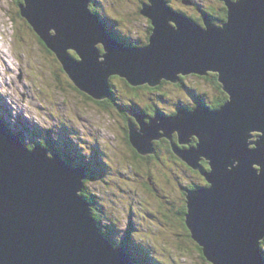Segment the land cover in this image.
Segmentation results:
<instances>
[{
	"label": "water",
	"instance_id": "1",
	"mask_svg": "<svg viewBox=\"0 0 264 264\" xmlns=\"http://www.w3.org/2000/svg\"><path fill=\"white\" fill-rule=\"evenodd\" d=\"M220 1L228 21L203 16V28L164 0H146L139 11L152 24L145 47L111 38L90 12L91 0H24L19 13L95 101L111 96V76L154 88L178 83L180 74H218L229 96L219 110L197 104L170 117L137 116L139 127L127 123L129 140L146 155L155 152L159 131L168 140L177 133L179 144L196 137L194 148L171 145L193 170L202 159L210 167L202 172L208 186L184 190L191 239L210 264H264V0ZM251 133L258 136L252 142ZM86 177L48 149L28 148L0 117V264H134L100 234L79 195Z\"/></svg>",
	"mask_w": 264,
	"mask_h": 264
},
{
	"label": "rangeland",
	"instance_id": "2",
	"mask_svg": "<svg viewBox=\"0 0 264 264\" xmlns=\"http://www.w3.org/2000/svg\"><path fill=\"white\" fill-rule=\"evenodd\" d=\"M17 1L0 0V116L13 131L23 135L22 140L29 148L44 143L60 154L68 155L72 159V168L91 166L92 177L84 183V188L94 200L95 212L103 216L100 223L111 239L130 246L133 254L136 251L144 256L136 249L139 247L144 253L148 252L153 259L148 264H210L200 254L190 233V236L184 233L178 221L165 218L168 209L176 211L181 208L183 211L184 199L186 202L187 199L181 187L189 188L194 182L206 183L202 172L210 171L199 165L196 171H200V175L190 178L185 170L192 171L177 160L173 163L175 158L172 157L166 169L151 165V177L146 173L147 166L136 174L132 166L144 164L150 153L140 159L137 151L124 139L117 111L103 110L100 103L80 92L67 74L60 72L58 66L62 64L56 54L42 45L28 23L19 16ZM93 1L100 17L107 19V26L116 23L117 34L140 42L148 37L149 20L139 14L146 0ZM189 1L190 4L184 5L181 0H169V4L181 12H194L198 17V11L216 14L225 6L220 0ZM108 9L116 22L108 15ZM145 46V43L140 45ZM194 75L187 74L184 83L188 87L199 81ZM161 81L164 83L162 88L169 94H150L147 101L160 110L176 109L175 104L186 98L187 88L181 87L182 93L178 94L172 82ZM116 82L121 85V81ZM201 88L209 93L212 91L211 86L204 83ZM209 98L204 97L208 102ZM127 101L123 96L122 103H133ZM158 133L161 137L151 140L152 146L166 140L162 131ZM251 135V142L258 137L257 134ZM189 148L191 146L186 150ZM250 148L254 149L252 145ZM202 187L205 186H196ZM196 188L187 190L195 191ZM184 194L186 196L185 191ZM176 214L185 219L182 212ZM260 244L264 255V239ZM138 264L146 263L138 261Z\"/></svg>",
	"mask_w": 264,
	"mask_h": 264
},
{
	"label": "trees",
	"instance_id": "3",
	"mask_svg": "<svg viewBox=\"0 0 264 264\" xmlns=\"http://www.w3.org/2000/svg\"><path fill=\"white\" fill-rule=\"evenodd\" d=\"M164 1L166 2L167 5L170 6L169 0H164ZM16 3H17L18 11H19V5L23 4L24 3V0H18ZM171 8L173 10H175L176 12L185 15L186 17H188L192 21L196 22L198 25H201L203 28H205V26L203 25L202 17H198L197 14H195L194 12L187 13L186 11H183V10H182L183 12H181L180 11L181 9L176 10L173 7H171ZM89 9H90V12L92 14L99 15V17H100V15H101L100 14V11L97 8V5L94 3V1H92L90 3ZM107 12H108V15L110 16V18L113 19V20H115L114 22H116L117 19L114 16H112V14L110 12V9H108ZM205 13H207V12L205 11ZM18 14L20 16V13L19 12H18ZM213 15H218V17L217 16H213ZM210 17H212V19L215 20V23L216 24H219L220 25V23H221V25H222V23H226L228 21L227 8L224 6V8H223V10L221 12L216 13V14L210 13ZM103 19L101 18L102 22L104 24H106V25H104V28H105L107 34L111 38H113L115 41H118L120 44H122V45H124L126 47H130L131 44L129 42H127V40H125L122 35H119V34H117L115 32V27L117 28L116 23L113 24V25L107 26V23H108L107 19L106 18H103ZM149 24H150V27H151L150 32L148 33V37L147 36L144 37L145 44L146 45L149 42L148 41L149 40L148 39L149 36L152 34V24H151L150 20H149ZM40 42L42 43V45H44L46 47V45L41 40H40ZM132 45H134V44H132ZM97 48L99 50V54L100 55H103L104 53H103L102 47L101 46H98ZM68 54L71 55V56H73V57H75L76 59H78L77 54L74 51H69ZM58 67L60 69V72L63 73L64 75H66V72L63 70L62 66H58ZM194 76H196V78H198L199 81H195L193 83V86L189 87L190 88L191 97L189 96L188 98L192 102L194 101V104L191 107H188V108H190L189 110H192L194 108V106L196 105V103L199 104V105L204 104V105H206V107H208L210 109H213V110H216V109L219 110L221 107H223L225 105V103L229 100V96H228V94L225 91L222 90L221 83L218 81V74L217 73H214V72H208L207 75H205V76H200V75H196V74ZM58 77H59V75H58ZM118 78H119V76H118ZM118 78H117V76H111L109 78V82L108 83H109V88H110L111 96L108 99L102 100V101H95L90 96H88V95L87 96L90 99L94 100L95 102L100 103L101 106H102V109L105 110V111H107V112H109V113L110 112L113 113L114 110L117 111V113H119V111H118L119 109H121L125 113V114H122L121 115L123 117V119H124V124L122 125L123 126V129L122 130H123V133H125V135L127 137V143L131 144L130 143V140H129V135H128V126L126 124V122H127L126 120L127 119H130L131 114H130V112H128V110H126L127 105H129V103H122L123 96L128 101L133 102L132 104H134L135 106L143 109L144 112H145V114L148 117H153L154 116V113L156 112V110H158V111L162 112L164 115H167L168 116V115L171 114L170 112L165 111V110L162 111L160 109H157V107L155 105H152V103H149L147 101V97L150 94H161V95H164L165 96V95H168L169 92H168V90H164L162 88L163 87V84H164L163 82H161L160 85H158V86H156L154 88H151V87L149 88L147 86L133 87L125 79L119 80ZM186 78H187V75H181L180 74L178 76L179 82L176 83V84H174V88L178 91L176 93H178V94H181L182 93L181 92V90H182L181 87H184L185 89L188 88V86L184 83L185 80H186ZM116 80L117 81H121V85H118L117 82H116ZM203 83H204V85H206L208 87L211 86V88H212L211 93H209V91L201 88L202 85H203ZM173 92H175V91L173 90ZM120 97H122V100H121ZM204 97H210L209 98V102L208 101H205ZM186 101H187L186 98H183V99L179 100L180 103H182V102L184 103ZM185 105L186 104H183V106H185ZM153 107L155 109L154 113H153ZM174 111H176V110H174ZM132 122L137 127H139V125L136 123L135 120L132 119ZM122 123H123V121H122ZM13 133H15L18 136H20L21 139L23 138V135L22 134H20L18 132H15V131ZM197 142H198L197 138L196 137H192V138H190V144L187 145V147H190L191 146L192 148H194V147H196ZM172 144L174 146L178 147L179 149H181L183 147L182 145H180L178 143V135H177V133H174L171 136V140L166 139V140H161L159 142L154 143L153 144V148H154L155 152L154 153H150L149 156L146 157L145 159H144V156L143 155L135 152L137 155H139V158L141 157L142 160L144 159L145 162H143L144 164H140L138 166H132L133 168H131V169H135V171H136L135 173L138 174L139 172L141 173L140 169H142L144 166H147L146 173L148 174V176L151 177V175H153L152 170H151L152 167H150L151 165L154 166V167H163V168L166 169L168 167V165H170V160H171L172 157L175 158L174 161H173V163H175V160H177V161L183 163L184 166H186L187 165L186 163H184L182 160H179L178 157L176 158V154L174 153V150H173V148L171 146ZM39 145L44 146V147L46 146V148L49 149L50 152L55 153V154H58L62 158V160L65 161L67 164H69V165H72L73 164L72 163V159L69 158L68 155H66V154H60V152L53 150L50 146H47L44 143H41ZM30 147H32V146H30ZM183 149H186V147H183ZM163 154H165V156H162ZM199 165H200L201 168H204V169H207L208 171H210V167H209L207 161H205V160L202 159L200 161ZM82 166L86 170V172L88 173V178L84 182V183H86L87 181L91 180V177H92L91 174H92L93 170H92L91 166H89L88 164L82 165ZM188 168L191 171L195 172L193 174L198 175L197 174V173H199L198 171L193 170L190 167H188ZM201 185L206 187V186H208V183L207 182L205 183L203 181V183L200 182V185H198V186L201 187ZM194 188H196V187H194ZM79 195L81 196V198L84 201H86L90 205L91 212H92V216L95 219L96 226H97L100 234H102L107 240H109L113 244V246H120V247H122L124 249V252L130 258H132L134 264H138V261H142V262H144L146 264L152 262L151 260H153V259H151L152 257L149 255V253L148 252L147 253H144L143 250L140 247L139 248H136V249H138L139 252L143 253L144 256H140V254H137L136 251H134L135 253L133 254L132 251H131L130 246L126 245L124 242L117 243L116 241H114L113 239H111V237L109 236V234L104 231V228H103V226L100 223L101 222L100 219H102L103 216L100 213H96L95 212L93 198H91V197L88 196L85 188L81 190V192L79 193ZM182 210L183 211H181V209L174 211L172 209H168L167 212H166L167 213V217H165V218L168 220V217H169L170 219H172L174 221H178V225L183 228L184 233H186L188 236H190L189 235L190 232L186 228L185 220L183 219L184 218L183 215H179V214H176L175 215V212H178V213H181L182 212V214H184V216H186V214L188 213L187 205H186V200H185V206H182ZM126 241H127V239H126ZM196 247L199 250L200 254H202V250H201V248L197 244H196ZM137 257H139V258H137ZM136 259L138 261H136Z\"/></svg>",
	"mask_w": 264,
	"mask_h": 264
},
{
	"label": "flooded vegetation",
	"instance_id": "4",
	"mask_svg": "<svg viewBox=\"0 0 264 264\" xmlns=\"http://www.w3.org/2000/svg\"><path fill=\"white\" fill-rule=\"evenodd\" d=\"M150 29H151V27L149 26L148 28H147V33H149L150 32ZM123 38L125 39V40H127V42H129V40L126 38V37H124L123 36ZM144 43H145V40H143L142 42H140V44L139 45H144ZM188 91V92H187ZM185 92H186V102H182V103H180V102H178V103H176L175 104V106L177 107L176 109H172V110H165V111H168V112H170L171 114L170 115H168V117H170V116H173L175 113H176V111H177V109L179 108V109H183L184 107L187 109V110H189L190 108H188V107H191L193 104H194V101L192 102L188 97L190 96L191 97V94H190V88L188 87L187 88V90H185ZM183 104H186L185 106H183ZM183 106V107H182ZM126 110H128V112H130V114H131V117H130V119H127L126 121V124L130 121V122H132V119L133 120H135V118L137 117V116H144V117H148L146 114H145V112H144V110L143 109H141V108H139V107H137V106H135L134 104H132V103H129V105H127V108H126ZM174 110H176V111H174ZM119 111V113H118V116L121 118V121H123V123H122V125L124 124V119H123V117L121 116L122 114H125L121 109H119L118 110ZM154 111H155V109H154V107H153V113H154ZM162 111H164V110H162ZM121 112V113H120ZM156 112L158 113H161V114H163L162 112H160V111H158V110H156ZM155 112V113H156ZM154 113V114H155ZM164 115V114H163ZM165 116H167V115H165ZM146 121H147V119H145ZM122 129H123V126H122ZM125 134V133H124ZM124 139H125V141L127 142V137H126V135H124ZM181 163V162H180ZM185 167H187L188 168V166L186 165ZM189 169V168H188ZM190 170V169H189ZM185 172L186 173H189L190 174V176H188V177H190V178H192L193 176H195V174H193V173H195V172H189L188 170H185ZM199 173H197L198 175H200V171H198ZM194 180H196V179H194ZM198 184L200 185V182L198 183L197 182V184H196V182H194V183H192V184H190L189 186V188H187V187H181V188H183L181 191L183 192V196L185 197V194H184V190L186 191L187 189H191V188H194V187H196V186H198ZM183 206H185V199H184V204H183ZM181 209V208H180Z\"/></svg>",
	"mask_w": 264,
	"mask_h": 264
},
{
	"label": "bare ground",
	"instance_id": "5",
	"mask_svg": "<svg viewBox=\"0 0 264 264\" xmlns=\"http://www.w3.org/2000/svg\"><path fill=\"white\" fill-rule=\"evenodd\" d=\"M1 53L3 54V52H1ZM4 54H5V53H4ZM4 54H3V57H7V56H5L6 54H5V55H4ZM0 55H1V54H0ZM4 60H5V59H4ZM9 64H10V63H9ZM11 64H12V63H11ZM163 81H164V80H163ZM184 146H185V145H184ZM186 147H187V146H186ZM83 169H84V168H83ZM84 170H85V169H84Z\"/></svg>",
	"mask_w": 264,
	"mask_h": 264
}]
</instances>
